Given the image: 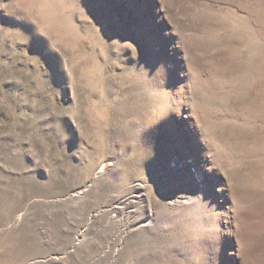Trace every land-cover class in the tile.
<instances>
[{"label": "rangeland", "instance_id": "1", "mask_svg": "<svg viewBox=\"0 0 264 264\" xmlns=\"http://www.w3.org/2000/svg\"><path fill=\"white\" fill-rule=\"evenodd\" d=\"M0 264H264V0H0Z\"/></svg>", "mask_w": 264, "mask_h": 264}]
</instances>
